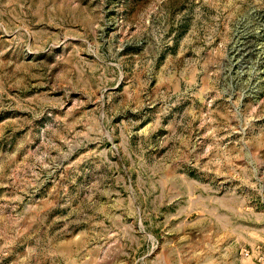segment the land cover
Listing matches in <instances>:
<instances>
[{"label":"rangeland","instance_id":"1","mask_svg":"<svg viewBox=\"0 0 264 264\" xmlns=\"http://www.w3.org/2000/svg\"><path fill=\"white\" fill-rule=\"evenodd\" d=\"M0 264H264V0H0Z\"/></svg>","mask_w":264,"mask_h":264}]
</instances>
